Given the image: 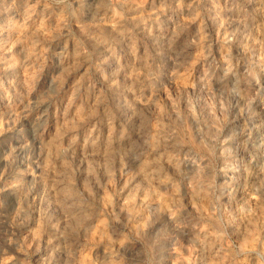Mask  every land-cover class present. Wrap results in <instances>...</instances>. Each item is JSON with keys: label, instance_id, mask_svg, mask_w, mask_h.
I'll return each instance as SVG.
<instances>
[{"label": "clouds", "instance_id": "obj_1", "mask_svg": "<svg viewBox=\"0 0 264 264\" xmlns=\"http://www.w3.org/2000/svg\"><path fill=\"white\" fill-rule=\"evenodd\" d=\"M0 16V264H264V0Z\"/></svg>", "mask_w": 264, "mask_h": 264}, {"label": "rangeland", "instance_id": "obj_2", "mask_svg": "<svg viewBox=\"0 0 264 264\" xmlns=\"http://www.w3.org/2000/svg\"><path fill=\"white\" fill-rule=\"evenodd\" d=\"M180 19H186V18L181 17ZM4 20L5 17L0 16V23H3ZM146 23L150 24L151 22L147 21ZM82 43H87V40L82 39L81 37H76L68 43V47L75 50ZM0 74H3L5 76L4 88L0 89V92H3L5 95L15 92L16 90L15 85L19 82V78L22 75V72L17 68H8L7 66H0ZM183 76L184 73H179V77H183ZM181 83H183V86L187 87V81L186 80L182 81L181 79L178 78L177 86H180Z\"/></svg>", "mask_w": 264, "mask_h": 264}]
</instances>
